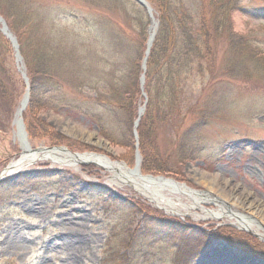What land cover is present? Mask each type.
Listing matches in <instances>:
<instances>
[{
    "label": "rangeland",
    "instance_id": "1",
    "mask_svg": "<svg viewBox=\"0 0 264 264\" xmlns=\"http://www.w3.org/2000/svg\"><path fill=\"white\" fill-rule=\"evenodd\" d=\"M13 1L18 10L24 7L28 11L29 16L23 13L24 19L44 20L38 38L54 37L60 47L75 31L91 39L93 18L103 26L97 37L106 41V47L110 46L112 27L135 46L146 45L150 19L143 37L134 35L124 13L125 0ZM175 1L183 14L205 21L213 37L214 59L204 72L187 74L175 96L161 100L162 93L155 96L153 90L151 129L144 134L141 146L136 128L148 100L146 68L143 89L140 87L145 96L141 92L129 147L110 143L85 116L91 111L103 119L107 116L106 90L95 93L94 87L81 85L82 79H90V71L81 70L80 78L75 79L79 81L76 89L63 83L54 89L47 86L48 96L41 104L29 101V87L25 109L29 107L28 118L33 123L30 134L24 117L23 122L31 150L99 153L125 166L126 171L92 162L70 165L59 155L34 159L20 171L4 175L0 179V264H174L176 257L179 261L189 257V264H214L211 251L222 252L236 262L239 259L238 264H264V256L233 241L230 230L245 234V239L255 244L264 245V235L261 239L232 224L226 215L213 218L202 210L231 208L244 213L264 234V226L257 224L264 225V0H227L229 12L222 18L215 14L217 4L212 0ZM149 5L158 23L156 10ZM62 11L73 13L75 23L71 17L64 18ZM216 18L228 19L229 27L215 33L212 21ZM13 64L15 73L6 65L14 73L5 80V85H11L13 106L11 118L0 127V172L22 153L12 121L26 87L14 54ZM90 66L99 69L96 75L104 73V68L100 71L102 63ZM165 68L159 65L158 72ZM174 68L170 71L177 72ZM96 96L103 103H94ZM10 100L0 95V122L6 119L2 109ZM65 102L79 106L84 115L68 110L62 105ZM190 149L197 151L198 159H183L181 155ZM136 151L142 175L172 178L193 192L167 194L181 212L166 210L125 183L134 177L128 170L134 168ZM150 167L162 171H144ZM183 244L187 246L178 250Z\"/></svg>",
    "mask_w": 264,
    "mask_h": 264
},
{
    "label": "trees",
    "instance_id": "2",
    "mask_svg": "<svg viewBox=\"0 0 264 264\" xmlns=\"http://www.w3.org/2000/svg\"><path fill=\"white\" fill-rule=\"evenodd\" d=\"M147 1L156 10L155 14L158 20V27L146 62L144 83V89L148 96L146 110L136 128L140 146L143 143L142 141H144V134L151 129L150 111L153 107L152 102H154L153 90H155V96L162 93V96L160 95L161 100L175 96V93L181 89L184 83H181V80L187 74L204 72L205 65L210 64L214 59V51L210 45L213 37L206 30L204 20L199 18L191 19L190 14H183L178 2L175 0ZM24 2L26 0H23ZM211 2L214 5L217 4V8H213L216 11V15L221 18L222 16L226 17L228 15L227 0H212ZM125 3L127 5L124 6V13L129 19V28H133V34L138 35L141 39V36L143 37V34L147 31L146 22L149 21L146 10L135 0H125ZM21 8V10H18L13 0H0V14L5 19L9 30L15 35L19 44V51L30 85L29 101L33 99L40 104L44 101L46 102L45 99L48 96L47 86L54 89L57 85L63 83L71 90L76 89L78 87L76 83L79 82L76 80L80 78L81 70L90 71V79H82L81 85L84 84L86 87L91 86V89L94 87L95 90L93 91L95 93L99 90H106V97L108 99L105 103V109L107 116L103 119V115L92 111L90 114H85V116L97 126L101 135H104L110 143L129 147L131 139L133 138L132 120L136 117L137 107L141 100L142 91L139 85V77L142 71L141 62L146 45L142 43L141 47L135 46L130 39L127 38V40H124L119 33L113 31L112 27L110 28L111 36L108 41L110 46L106 47L104 44L106 41H102V39L97 37L99 30L103 26L100 21L93 18L95 23H92V26L95 28V31L91 26L93 33L91 39H86L87 37L75 31L70 38L67 37L68 40L63 44V47H60L58 40H54V37L50 40L48 38L47 40L38 38L42 34L39 29L42 28L44 20L41 18L38 20H32V18L31 20L24 19L23 13L26 9L24 7ZM67 11L69 10L67 9ZM67 11H62V13H65L63 17H71L72 23H75V15L73 13L69 14L70 12ZM26 12L29 16L28 11ZM225 20L216 18L212 21L215 33L221 32V29L225 26L229 27V20ZM229 31L228 29V33L231 36L232 34ZM13 53L11 43L0 31V95L6 100H10L13 96L9 88L11 85H5V80L11 79L12 75L14 77ZM101 63L102 67L100 71L104 68V73L96 75L99 69L90 65H101ZM6 65H11L14 73L13 70L6 69ZM84 65L89 66L85 68L83 67ZM159 65L166 66L164 72H158ZM175 66L177 69L174 68ZM173 68L177 72L170 71ZM2 77L4 82L1 81ZM175 78L178 79L177 82H174ZM104 87L106 88L103 89ZM95 98L94 103H103L102 99L98 100L99 97L97 98L96 96ZM7 103L8 105L2 109L6 119L0 122V127H4L6 124L5 121L8 122L12 115L13 98L7 101ZM62 105H65L70 111L83 114L79 106L75 107L67 102ZM28 110L29 107L25 109L23 117L27 125V132L30 134L33 123L31 121L30 124ZM187 144L189 145V142ZM190 150H186L181 155L183 159H198L199 154L196 153L197 151L195 150L193 152ZM151 170L154 172L162 171L161 167H150L144 171ZM166 172L171 171L167 170ZM179 224L181 223L179 222ZM244 235L238 231L230 230V236L235 238L233 241L239 244L242 243L246 246L244 248L253 250L263 257L264 245L261 243L255 244L254 242L256 241L251 242L249 239H245ZM184 245H181L178 250H181ZM188 258L183 257L179 261L176 257L173 262L174 264H189V260H186Z\"/></svg>",
    "mask_w": 264,
    "mask_h": 264
},
{
    "label": "bare ground",
    "instance_id": "3",
    "mask_svg": "<svg viewBox=\"0 0 264 264\" xmlns=\"http://www.w3.org/2000/svg\"><path fill=\"white\" fill-rule=\"evenodd\" d=\"M22 148L23 150H22L21 155L17 159L11 161L7 165L4 175H11L15 172L20 171L29 162H31L34 159L46 158V157L58 158L60 157L59 155H61L62 156L61 158H63L64 161L70 165H74L75 163H81V162H92L98 166L105 167V168H108L114 165L115 167H119L122 170L126 171L125 166L119 163H116V162L112 163L110 162L109 159H106L104 155H101L99 153H86V154H78L74 156L71 153H64L61 151H57V149L54 151L49 150V151L41 152V151H30V150H27L23 146ZM137 172L138 173L135 174L133 178L131 177L132 179L131 181L129 179H126L127 181L125 180V183H131L133 188L136 189L139 193H143V195L147 197L149 200L153 201L157 205L163 206V208H165L166 210L168 209V210H175L176 212H181L179 208L176 206V204L172 201V199L167 197V194L181 192V191L185 193H189L191 192L190 189H188L186 186H183V185H174L172 183H169L168 181L156 180V179L144 176L139 172V170ZM164 190L167 193H164ZM202 210H203L204 215H208L213 218H219L223 215H226L227 218L230 217L232 219L231 221L232 224H234L235 226L239 228H244L250 231L251 233L253 232L259 235V238L261 239L264 235L260 233L258 228H255L253 226L254 223H256V221H254L253 219H251L249 216H247L244 213L235 212V210H232L231 208H228L227 211H223L221 209L220 211H216V212L208 211L204 208H202ZM231 216H233L234 219ZM257 224L259 227H262V228L264 226V225H260L259 223ZM211 252L212 253L211 254L209 253V254L211 256H214V258L211 259L214 261V264H238L237 262L240 261L239 259H237L238 261L236 262L231 259L232 257L229 258L230 256H228L227 258L223 255L222 252L220 253L215 252V251H211Z\"/></svg>",
    "mask_w": 264,
    "mask_h": 264
},
{
    "label": "water",
    "instance_id": "4",
    "mask_svg": "<svg viewBox=\"0 0 264 264\" xmlns=\"http://www.w3.org/2000/svg\"><path fill=\"white\" fill-rule=\"evenodd\" d=\"M135 1H137L143 7H145V9H146V11H147V13H148V15H149V17L151 19V25L148 28V37H147V40H146V48H145V52H144V57H143L142 63H141L142 73H141L140 78H139L140 87L142 88L143 83H144V71H145V68H146V59H147V55H148L150 46L152 44V41H153V38H154V35H155V30L157 28V24L158 23H157L156 20H154L153 15H152V9H151V7L149 6V4L147 3L146 0H135ZM0 25H1V27H0L1 32L3 33V35H5V37H7V39L10 41V43H11V45L13 47L15 64L17 65V68H18V70L21 73V76L23 78V81H24L25 87H26L25 88V94H24V96L22 97V99H21V101L19 103V107L16 109V111L14 113V117H13V121H12V124L15 126V134L17 135V137L19 139L21 147L23 146L27 150H30V151H41V152L49 151V150H53L54 151V150H56V148H50V149L42 148V149L31 150L30 147H29V144H28V141H27V133H26V130H25V125H24L23 117H22L23 110L25 109V107L27 105V102H28V91H29L28 80H27V77L25 75V70H24V66H23V63H22V57H21V55L19 53L18 43H17V40H16L15 36L9 31L5 21L1 17H0ZM142 95L145 96V94L143 92H142ZM144 105H145V102L138 109V117H137V119L134 122V126L137 125V121L139 119V116L143 113ZM134 136H135V140H137V135H136L135 131H134ZM136 147H137V141L135 143V148ZM58 149L59 150H63L62 147H59ZM22 150H23V148H22ZM66 153H68V152H66ZM72 155L76 156L78 154H72ZM81 163H84V162H81ZM6 167L0 172V179L4 176ZM138 167H139V157H138V154H137V151H136L135 152V165H134V168L132 170H128L129 173L131 175L137 174L138 173L137 171L139 170ZM144 176H147V177H150V178H153V179H156V180L168 181L169 183H172L174 185H183V186H185L184 184L178 183L177 181H175L172 178H167V177H163V176H151V175H144Z\"/></svg>",
    "mask_w": 264,
    "mask_h": 264
}]
</instances>
